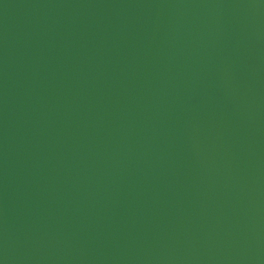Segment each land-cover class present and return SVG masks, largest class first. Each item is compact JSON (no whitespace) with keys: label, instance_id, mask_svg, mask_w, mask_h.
Returning a JSON list of instances; mask_svg holds the SVG:
<instances>
[{"label":"water","instance_id":"obj_1","mask_svg":"<svg viewBox=\"0 0 264 264\" xmlns=\"http://www.w3.org/2000/svg\"><path fill=\"white\" fill-rule=\"evenodd\" d=\"M0 264H264V0H0Z\"/></svg>","mask_w":264,"mask_h":264}]
</instances>
